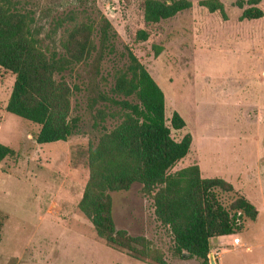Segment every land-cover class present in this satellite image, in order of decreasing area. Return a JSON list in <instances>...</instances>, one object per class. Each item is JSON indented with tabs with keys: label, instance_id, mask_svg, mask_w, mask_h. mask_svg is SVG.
Listing matches in <instances>:
<instances>
[{
	"label": "rangeland",
	"instance_id": "1",
	"mask_svg": "<svg viewBox=\"0 0 264 264\" xmlns=\"http://www.w3.org/2000/svg\"><path fill=\"white\" fill-rule=\"evenodd\" d=\"M190 1L172 18L147 23L144 0H9L33 18L44 50L63 53L68 31L82 23L92 25L95 49L55 75L72 89L76 128L65 141L36 143L40 126L5 110L14 75L0 67V143L15 150L0 163V211L7 216L0 264H149L108 246L78 208L89 148L121 119L111 89L116 72L129 64V51L163 91L167 124L173 111L185 121L171 136L192 135L190 151L170 171L197 164L202 177L225 179L261 209L243 232L220 239L228 250L218 263L264 264V0L258 19H241L235 0H218L223 15ZM111 196L117 229L145 237L166 264H200L174 253L170 230L155 218L141 184ZM234 197L219 193L226 206ZM233 237L242 243L226 244Z\"/></svg>",
	"mask_w": 264,
	"mask_h": 264
},
{
	"label": "trees",
	"instance_id": "2",
	"mask_svg": "<svg viewBox=\"0 0 264 264\" xmlns=\"http://www.w3.org/2000/svg\"><path fill=\"white\" fill-rule=\"evenodd\" d=\"M259 2L235 0L242 9L241 19L262 17ZM198 3L211 13L224 14L218 0ZM191 5L190 0H144V19L158 23ZM33 28L28 13L9 6V0H0V67L14 75L5 110L40 126L36 143L65 141L76 128V119L70 118L72 89L55 75L94 51L92 25L71 28L62 43L63 53L44 50ZM102 32L104 36L105 29ZM139 35L147 38L144 31ZM128 58L126 68L116 72L111 89L113 96L124 97L110 98L119 107L121 119L89 148V175L78 208L111 248L149 264H166L159 251L151 252L145 237L115 226L111 193L139 183L142 192L152 198L155 218L169 228L174 253L209 264L210 239L243 232L247 220H256L258 209L225 179L202 177L197 164L170 171L190 151L192 135L186 133L179 140L171 136V128L185 126L183 117L173 111L167 124L163 91L131 51ZM132 96L135 101L126 99ZM14 155L13 148L0 143V163ZM220 192L235 195L228 206L221 202ZM6 218L0 211V241Z\"/></svg>",
	"mask_w": 264,
	"mask_h": 264
},
{
	"label": "crops",
	"instance_id": "3",
	"mask_svg": "<svg viewBox=\"0 0 264 264\" xmlns=\"http://www.w3.org/2000/svg\"><path fill=\"white\" fill-rule=\"evenodd\" d=\"M261 213V209H258V216L260 215ZM234 234H231V235H221V236H217L216 238L215 237H212L210 239V251H214V250H219V253L217 254V256L215 257V261H216V264H219L218 263V260H219V257L221 256V253L224 252L225 250H228L227 246L224 247V244H221L220 243V239L221 238H227V237H231L233 236ZM213 241V242H212ZM242 243V241H241ZM226 244H232V241L230 242V240H227L226 241ZM228 247H235V246H228ZM246 247V246H245ZM246 249H248V247H246ZM250 249V248H249ZM221 264H224L223 262H221Z\"/></svg>",
	"mask_w": 264,
	"mask_h": 264
},
{
	"label": "built area",
	"instance_id": "4",
	"mask_svg": "<svg viewBox=\"0 0 264 264\" xmlns=\"http://www.w3.org/2000/svg\"><path fill=\"white\" fill-rule=\"evenodd\" d=\"M232 244L233 245L241 244V239L239 237H233Z\"/></svg>",
	"mask_w": 264,
	"mask_h": 264
},
{
	"label": "water",
	"instance_id": "5",
	"mask_svg": "<svg viewBox=\"0 0 264 264\" xmlns=\"http://www.w3.org/2000/svg\"><path fill=\"white\" fill-rule=\"evenodd\" d=\"M209 264H216L215 257L213 254H209Z\"/></svg>",
	"mask_w": 264,
	"mask_h": 264
}]
</instances>
